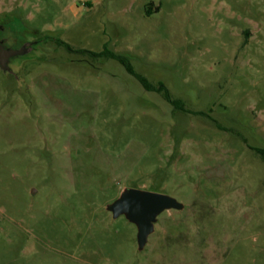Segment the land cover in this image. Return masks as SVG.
Listing matches in <instances>:
<instances>
[{
    "label": "rangeland",
    "instance_id": "374dc122",
    "mask_svg": "<svg viewBox=\"0 0 264 264\" xmlns=\"http://www.w3.org/2000/svg\"><path fill=\"white\" fill-rule=\"evenodd\" d=\"M86 1L0 0V264H264V0ZM132 187L184 205L142 249Z\"/></svg>",
    "mask_w": 264,
    "mask_h": 264
},
{
    "label": "water",
    "instance_id": "95a60500",
    "mask_svg": "<svg viewBox=\"0 0 264 264\" xmlns=\"http://www.w3.org/2000/svg\"><path fill=\"white\" fill-rule=\"evenodd\" d=\"M23 52V47L18 50L7 49L0 44V69L11 71L7 65L8 59ZM183 207L181 202L169 195L132 187L124 188L119 196L107 206V210L112 213L113 217L123 215L136 226L138 248L142 249L148 236L154 231L158 215L166 210H181Z\"/></svg>",
    "mask_w": 264,
    "mask_h": 264
},
{
    "label": "flooded vegetation",
    "instance_id": "af4514ba",
    "mask_svg": "<svg viewBox=\"0 0 264 264\" xmlns=\"http://www.w3.org/2000/svg\"><path fill=\"white\" fill-rule=\"evenodd\" d=\"M25 33H26V28L24 27L22 21L19 20V18L12 17L10 19L0 20V44H2L7 49L18 50L21 49L22 47L24 48V52L22 54L10 57L8 59L7 65L10 68H11V62L14 61V59L23 58L24 56H26L39 42L36 39L34 40L24 39L21 41L20 39L21 36H23V34L25 36L27 35ZM12 71L13 70L11 68V71H2V72L6 74H13Z\"/></svg>",
    "mask_w": 264,
    "mask_h": 264
},
{
    "label": "trees",
    "instance_id": "16d2710c",
    "mask_svg": "<svg viewBox=\"0 0 264 264\" xmlns=\"http://www.w3.org/2000/svg\"><path fill=\"white\" fill-rule=\"evenodd\" d=\"M41 41V40H40ZM61 44H63L66 49H71V46L66 44L65 42H62V41H59ZM88 53H90L91 55L93 56H106V57H109V58H114V59H118L121 63H123L126 67V69L131 72V73H134L133 69H132V66L131 64L129 63V61L127 60V58L125 56H122L120 54H117L111 50H109L106 46V44L103 46L102 50L98 51V52H94V51H89V50H84ZM139 77V76H138ZM139 80L143 83V85L146 87V88H149V84L148 82L143 78V77H139ZM158 91H162L163 90V87L162 86H159L157 88ZM165 91V96L167 97L168 101L175 107V108H178V109H183L182 108V104L179 100H176V99H171L170 96H169V93L166 89H164ZM254 149V148H253ZM254 150H256L258 153L264 155V149H257L255 148Z\"/></svg>",
    "mask_w": 264,
    "mask_h": 264
},
{
    "label": "crops",
    "instance_id": "0c3cea01",
    "mask_svg": "<svg viewBox=\"0 0 264 264\" xmlns=\"http://www.w3.org/2000/svg\"><path fill=\"white\" fill-rule=\"evenodd\" d=\"M86 2H88V0Z\"/></svg>",
    "mask_w": 264,
    "mask_h": 264
}]
</instances>
